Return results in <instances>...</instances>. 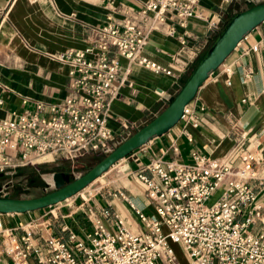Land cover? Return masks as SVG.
<instances>
[{"label": "built area", "instance_id": "built-area-1", "mask_svg": "<svg viewBox=\"0 0 264 264\" xmlns=\"http://www.w3.org/2000/svg\"><path fill=\"white\" fill-rule=\"evenodd\" d=\"M197 5L198 0H146L137 20L120 22L109 16L95 43L61 53L73 95L61 104L37 103L34 110L12 112L0 120V174L55 158L77 162L120 144L109 126L111 101L120 89L116 81H127L130 65L157 75L174 74L171 67L144 53L158 25L173 21L185 29L178 36L182 47L187 45L186 30L193 20L221 31L222 17L203 15ZM167 33L174 36V28ZM251 51H264V30ZM120 58L128 62L126 68ZM222 72L231 73L229 68ZM251 77L247 67L242 81ZM180 122L192 142L189 127L197 128L200 120L190 105ZM241 163L237 168L218 165L198 150L189 164L156 157L140 164L133 174L144 186L152 213L137 208L126 190L118 188L97 205L87 200L80 206L90 225L83 231L75 230L68 216L56 213L57 208L50 207L42 217L49 218L43 221L11 228L4 226L0 214V264H182L175 245L188 264H264V176L259 175L264 157L246 152ZM115 199L135 212L143 232L131 230L112 211Z\"/></svg>", "mask_w": 264, "mask_h": 264}, {"label": "crops", "instance_id": "crops-1", "mask_svg": "<svg viewBox=\"0 0 264 264\" xmlns=\"http://www.w3.org/2000/svg\"><path fill=\"white\" fill-rule=\"evenodd\" d=\"M145 2L0 0V120L8 118L12 112L34 110L37 103L57 105L71 97L72 78L68 65L59 60L61 53L70 49L81 50L95 43L101 25L109 16L120 22L137 20V13ZM246 7L247 0H198L196 10L206 16L220 15L224 25L227 19ZM170 27L175 30L174 36L167 33ZM263 30L264 23L239 44L190 103L200 120L197 128L189 127L192 142L183 134L184 123L180 122L116 166L126 162L125 169L136 171L140 164L156 157L189 164L197 150L215 164L234 168L242 166L241 157L246 152L263 158L264 51H251V47L260 41ZM186 31L187 45L182 47L178 36L185 29L173 21L158 25L144 51L151 60L171 67L174 74L157 75L138 65H130L127 81H116L120 89L111 101L109 121L116 142L141 129L165 109L169 99L182 87L189 68L208 50L220 32L209 29L198 20H193ZM119 60L123 67L128 66L125 59ZM247 67L251 68L252 77L244 83L242 76ZM223 68H229L231 73L222 72ZM159 92L164 95L160 96ZM259 175L264 176V171ZM123 188L137 208L146 214L152 213L140 181L136 179ZM112 203V211L131 230L144 231V226L126 203L118 199ZM61 204L63 210L60 214L69 217L67 222L75 230L90 229L81 207L72 208L70 200ZM66 207L71 208L70 211ZM25 215L31 217L33 213L2 215L4 226L11 228L23 223L25 217L20 216ZM54 228L57 230V226Z\"/></svg>", "mask_w": 264, "mask_h": 264}, {"label": "water", "instance_id": "water-1", "mask_svg": "<svg viewBox=\"0 0 264 264\" xmlns=\"http://www.w3.org/2000/svg\"><path fill=\"white\" fill-rule=\"evenodd\" d=\"M252 2L256 1L247 0L246 9L234 14L224 25L177 94L169 99L166 108L151 122L117 146L108 149L105 157L90 169L72 174L62 171L47 174L51 183L44 178L45 194L39 197L22 199L9 195L0 196V214H27L64 203L87 189L120 161L177 126L185 108L195 99L200 88L225 63L239 44L264 23V2L249 7ZM3 176L4 173L0 174V177ZM4 188H7V185ZM48 189L51 191L47 192Z\"/></svg>", "mask_w": 264, "mask_h": 264}, {"label": "rangeland", "instance_id": "rangeland-1", "mask_svg": "<svg viewBox=\"0 0 264 264\" xmlns=\"http://www.w3.org/2000/svg\"><path fill=\"white\" fill-rule=\"evenodd\" d=\"M103 155L105 157V154H93L87 157H89V159L90 158L92 159L94 157H100ZM79 163L81 164L82 161L76 162V161L64 160L61 158H55L50 163L39 164L35 167L30 166L33 168L26 167L27 169L24 171L21 170L22 169L21 168L17 171L11 172L10 174L4 173V175H7L8 177H5L4 181L0 180V185L5 182L7 183L10 182L11 189L6 194H9L10 196H13L14 198L26 199V198L39 197L45 194L44 178L46 179V181L51 183L50 179L46 175L52 172H60V171H55V169L62 170V172H66L68 174L75 173L76 171L84 172L85 170L90 169V168H84V169L78 168L77 166L79 165ZM125 164L126 162L119 166L113 167L106 174H104L102 177L96 180L93 184L88 186L87 189H85L84 191L79 193L77 196H75L76 198L74 200L70 199L72 208L76 206L80 207L81 205L86 203L87 200H90L89 204H91L92 206L97 205V202L103 197L105 196L107 197L108 193H111L115 189L123 188L124 186L128 185L132 181H135L136 179L133 175L134 174L133 168L125 169L124 168ZM50 191L51 189H48L47 192H50ZM219 195H220L219 193L214 195L210 199L208 204L211 205L212 203H214L219 197ZM0 196H4V195L2 194ZM61 205L62 204H59L57 207L53 206L52 209L57 208L58 210L56 211V213L60 214V212L63 210V207H61ZM66 208L68 209L69 207H66ZM70 209L71 208H69V211ZM50 210L51 209L49 207L46 209L32 212L33 215L31 217L28 215L20 216V217L21 218L25 217V220L23 222L24 224L30 222L31 220H35V219H38L39 221L41 220L43 221L44 219L49 218V215L44 218L42 217L45 215V213H48ZM80 211H82V208ZM85 221L87 222V218ZM175 248L181 260V263L188 264V260L186 259V256L183 253L181 247L179 245H175Z\"/></svg>", "mask_w": 264, "mask_h": 264}, {"label": "trees", "instance_id": "trees-1", "mask_svg": "<svg viewBox=\"0 0 264 264\" xmlns=\"http://www.w3.org/2000/svg\"><path fill=\"white\" fill-rule=\"evenodd\" d=\"M251 6H253V5H250L249 7H251ZM244 10V9H243ZM243 10H241V11H243ZM240 11V12H241ZM238 13V12H237ZM230 20V18L229 19H227V21H225V23H224V25L228 22ZM224 25L222 26V28L224 27ZM219 34V33H218ZM218 34L216 35V37L218 36ZM216 37H215V39H216ZM209 49V48H208ZM207 51V50H206ZM206 51L205 52H203L202 53V55L198 58V60L189 68V70L187 71V73H186V75L184 76V79H183V84L185 83V81L187 80V78H188V76H189V74L192 72V70L195 68V66L197 65V63L201 60V58L204 56V54L206 53ZM167 106V105H166ZM166 108V107H165ZM152 121V120H151ZM150 121V122H151ZM148 124V123H147ZM147 124H145V125H147ZM144 125V126H145ZM143 126V127H144ZM142 128V127H141ZM137 130H135L132 134H134L135 132H136ZM131 134V135H132ZM130 135V136H131ZM104 158V155L103 156H100V157H94V158H90L89 159V157H85V158H83V159H81V160H79V161H82V163L80 164L79 163V165L77 166L78 168H82V169H84V168H92L94 165H96L98 162H100L102 159ZM79 161H77V162H79ZM76 167V168H77ZM30 168H33V167H30ZM27 168L25 167V168H22L21 170H26ZM55 171H62V170H57V169H55ZM14 198V197H13Z\"/></svg>", "mask_w": 264, "mask_h": 264}, {"label": "flooded vegetation", "instance_id": "flooded-vegetation-1", "mask_svg": "<svg viewBox=\"0 0 264 264\" xmlns=\"http://www.w3.org/2000/svg\"><path fill=\"white\" fill-rule=\"evenodd\" d=\"M15 175V174H14ZM13 175V176H14ZM5 177H8L7 175H4L3 177H0V180H3L4 181V179H5ZM5 185H7V188H4V186ZM0 189H2L1 190V195L3 194V195H9V194H6V193H8L9 192V190L11 189V186H10V182H5V183H3V184H1L0 185ZM10 196V195H9ZM10 197H13V196H10Z\"/></svg>", "mask_w": 264, "mask_h": 264}, {"label": "bare ground", "instance_id": "bare-ground-1", "mask_svg": "<svg viewBox=\"0 0 264 264\" xmlns=\"http://www.w3.org/2000/svg\"><path fill=\"white\" fill-rule=\"evenodd\" d=\"M37 165H39V163Z\"/></svg>", "mask_w": 264, "mask_h": 264}]
</instances>
